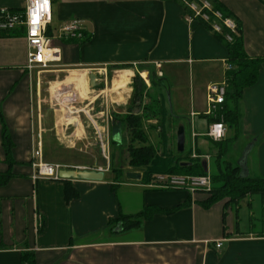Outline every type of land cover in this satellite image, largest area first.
<instances>
[{"label": "crops", "instance_id": "crops-1", "mask_svg": "<svg viewBox=\"0 0 264 264\" xmlns=\"http://www.w3.org/2000/svg\"><path fill=\"white\" fill-rule=\"evenodd\" d=\"M220 1L238 18L249 57L264 58V0ZM26 3L0 0V11L21 12ZM53 9L58 27L51 24L48 35L61 51L59 72L71 71L63 81L55 82V94L67 97L68 87L75 99L86 95L88 80L83 82L85 89H80L77 76L71 81L73 73L92 74L126 65L131 69L116 70L113 76L112 89L117 90L129 80L131 83L135 72L148 78V69L157 70V79L168 91V104L173 106L174 96L181 104L176 112L171 108L180 119L176 133L181 125L185 132L188 124L189 146L209 151L212 139L204 134L212 123L207 87L211 83L226 87V72L233 66L226 59V44L212 30L197 20L187 22L184 3L53 0ZM69 21L80 25L81 38L58 37ZM0 31H13L0 36V174L12 173L0 178V264H23V259L27 264L31 256L33 264H264V194H248L230 203L223 199L205 207L201 203L207 198L204 193L151 188L142 179L126 178L128 172H124L125 180L106 179L108 170L100 181L34 179V145L42 141L43 153H49L42 101L37 99L40 87L26 67L25 27ZM186 87L191 94L187 116L182 112ZM78 92L80 96L74 94ZM200 96L205 99V109ZM65 97L59 99L63 105ZM66 108L71 113L74 110L70 105ZM239 115L237 136L226 122L223 140L232 141L229 136L233 133L237 148L242 147L234 162L251 177L264 178V63L258 81L244 89ZM3 125L12 143L11 166L3 147ZM193 132L199 134L197 138L192 137ZM185 142L186 132V148ZM117 186L123 189L118 192ZM68 187L77 193L70 200L65 195ZM152 207L173 211L145 216L131 229H124L121 222L110 225L120 212L130 215Z\"/></svg>", "mask_w": 264, "mask_h": 264}, {"label": "rangeland", "instance_id": "rangeland-1", "mask_svg": "<svg viewBox=\"0 0 264 264\" xmlns=\"http://www.w3.org/2000/svg\"><path fill=\"white\" fill-rule=\"evenodd\" d=\"M52 26L56 29L58 27L54 20ZM55 35H57V31ZM56 39L57 37H55V40ZM159 66L160 65L157 67ZM61 68L62 67L59 63H56L55 65H52V68H49L48 71L33 72L34 81H36L35 85H39L40 87L39 97L37 99L40 98L42 101V118L46 124V143H48L49 153H47V155L44 153L43 157L47 162H60L61 164H68V166L85 163L90 165L101 164L106 167L109 172L105 173V178L111 179L112 176L115 180L120 178L125 180L124 172H128V170L137 171L141 174L146 170L145 166L136 167L129 163L131 155L130 146H150L154 148L156 154L154 155L155 158L153 159V162H156L157 164H167L165 162H171L177 159L184 160L185 158H188V156L192 158V153L195 152L198 156V158L195 159H201L207 163V173L209 174L210 172L213 173L214 169L216 170L219 167H223L228 160L233 165L236 164L234 161H236L242 147L239 146V148H237V145L234 142L236 137L233 136V133H230L229 136L232 138V141L227 144V154L222 157L219 155V145L214 142H209V151L204 153L198 151V147L194 144L190 145V147L189 126L186 124V148L183 153L178 151L176 128L180 119L172 112V110L176 112L178 106L181 104L179 103V100L175 99L174 95H172L174 96V107L172 106V103L168 104V91L162 88L163 85L159 82V79H157L160 78V72H157V70L146 69L148 78H143L140 76L139 72H135L132 82L130 83L129 80V84L126 87L117 90L112 89L113 76L116 70L129 68L126 65L112 67L105 71H93L92 74L95 75L96 86L91 85V74L79 72V76L82 75V79L88 80L87 90L85 91L86 95L84 96L82 94L80 100L75 99L69 95V88L67 87V89H65L66 91H64L68 96H60L61 98H66L64 100L66 106L70 105L74 109L71 113L69 112L70 108L67 109L65 105L61 104V100L57 98V95L54 92L55 82L63 81L67 75H71V71L59 72ZM139 70L144 69L139 68ZM82 79L79 80V86L80 89H85ZM144 84L146 85V91L140 93L139 89H141ZM59 88L61 90L62 87L59 86ZM119 88L121 87L119 86ZM184 94L185 97L182 98V100H184L182 104L185 105V109H183L182 112L187 116L189 115L191 105V94L187 87L185 88ZM199 100L205 109V99L200 96ZM147 105L150 107L149 109L147 108ZM221 108L222 107L219 106L216 110L214 109L212 115L216 116ZM68 114L76 117L77 121L66 120ZM130 115H138L141 117L142 131L146 135V140L138 141L132 139L133 134L128 127L129 121L127 120ZM215 121L216 120L212 122ZM217 121L224 122L223 116H221V120ZM119 126H122V128L119 129ZM229 128L235 133L234 128ZM80 132H83L82 135H80ZM118 132L121 135L120 139L115 137V134ZM70 133L76 134L73 136L69 135ZM197 134L198 133L193 132L192 137L197 138ZM53 144L56 146L55 148H53ZM119 171L123 173L120 178L118 177ZM163 175L186 176L175 173L168 174L157 172L151 176L150 180H143L142 183H145L151 188H158V185L163 183L160 181L159 177ZM117 189L118 192H120L123 188L117 186ZM170 189L177 188L172 187ZM180 190L186 189L180 188ZM211 191L207 192L201 190L195 194L204 193L208 198ZM225 199L228 201L227 198Z\"/></svg>", "mask_w": 264, "mask_h": 264}, {"label": "trees", "instance_id": "trees-1", "mask_svg": "<svg viewBox=\"0 0 264 264\" xmlns=\"http://www.w3.org/2000/svg\"><path fill=\"white\" fill-rule=\"evenodd\" d=\"M212 2L213 8L222 13L225 17H231L238 23V33L235 34L231 32L227 27L223 26L222 32H216L212 30V20L205 22L202 19H198L197 21L207 30H212L216 37L226 44L227 48V58L229 64L233 66V68L229 69L227 73V82H226V93L224 103L221 105V109L216 116L208 115L209 121L212 122L214 120H221V116H223L224 122H228L229 126L235 129V132H239L238 130V121H239V105L240 99L244 92V89L247 87L253 86L258 79L259 75L264 63V58L262 57H249L245 49V43L243 41L242 29L240 28V23L238 18L233 15L232 11H230L225 4L220 0H209ZM13 31L3 32L0 31V36H7L12 34ZM50 33V27L47 31ZM230 34L232 36L231 40L226 38V35ZM146 91V85L144 84L139 92L142 93ZM138 92V93H139ZM147 108L150 107L147 105ZM207 116V115H204ZM207 116V117H208ZM138 115L129 116L127 119L129 121L128 127L133 134L134 140L144 141L146 140V135L142 131V120ZM2 132V140L3 147L6 154V160L9 162L11 166L14 162L12 155L10 154V148L12 146L10 136L8 133L7 126L3 125ZM122 126H119L121 129ZM117 139H120V133L115 134ZM132 140V141H134ZM211 143H215L220 147V156H224L227 154L228 145L231 140H220V141H212ZM131 155L129 163L136 167L145 166L146 170L142 174V181L150 180L151 176L156 174L157 172L163 173H175L180 175H200L207 173V165L204 164V161L201 159L195 158H185L184 160L177 159L171 162H165L167 164H157L153 162L155 158V150L150 146H141V147H132ZM122 172H118V177L122 176ZM212 177V191L208 198L202 200L201 203L205 207H210L215 204L217 201L223 200L225 198L228 199L227 203L230 202H238L244 196L248 194H264V178L258 176L257 178L251 177L250 175H244L241 171L240 166L236 164H232L229 160L225 162L223 167H219L216 170L214 169L213 173H211ZM12 176V173L9 171L7 173L0 174L1 179H6ZM64 180V179H63ZM65 195L67 199H72L73 196L77 195V193L70 187L66 188ZM226 203V204H227ZM173 210H163L160 207H152L144 210L142 212L136 214L126 215L120 212L115 219L110 220V225H114L116 223L122 224L124 229H131L132 227H138L142 219L145 216H149L151 214H156L159 212L170 213ZM24 256V255H23ZM27 260V259H25ZM26 263V262H25ZM34 257L31 256V261L27 264H33ZM24 264V259H23Z\"/></svg>", "mask_w": 264, "mask_h": 264}, {"label": "built area", "instance_id": "built-area-1", "mask_svg": "<svg viewBox=\"0 0 264 264\" xmlns=\"http://www.w3.org/2000/svg\"><path fill=\"white\" fill-rule=\"evenodd\" d=\"M185 4L188 13L185 15L189 24H192L198 19L205 22L211 21L212 30L221 33L223 26L227 27L231 32L238 33V24L231 17H225L218 10L213 8L212 2L209 0H179ZM53 0H27L24 11L13 12L8 9L0 11V29L1 30H15L24 26L26 29L25 39H27V64L26 67L30 72L48 71L52 65L61 61V51L59 48L53 46V37L48 35L47 31L53 20ZM60 38H76L82 37V30L80 25L75 21H69L62 26L58 32ZM228 40L232 39L230 34L226 35ZM207 102L208 115H212L213 110L224 103L226 87L225 84L211 83L207 87ZM195 113H192L194 115ZM226 125L222 121L212 122L208 126L205 133L210 139L215 141L223 140L226 137ZM194 146V145H193ZM195 147V146H194ZM32 167H34V179L48 178L51 180H60L59 171L61 169L75 168L82 170L85 168H92L96 170L106 171L105 167L98 168L88 166H68L60 162L49 163L44 160L43 143L39 146L34 145L32 151ZM108 158V157H107ZM192 158H198L195 152L192 153ZM167 177V178H166ZM160 181L163 183L158 185L160 188H185L191 194L198 191L205 190L210 192L212 190L211 174L206 173L200 176H160ZM152 186V185H150ZM217 247L221 246V242L217 241Z\"/></svg>", "mask_w": 264, "mask_h": 264}, {"label": "water", "instance_id": "water-1", "mask_svg": "<svg viewBox=\"0 0 264 264\" xmlns=\"http://www.w3.org/2000/svg\"><path fill=\"white\" fill-rule=\"evenodd\" d=\"M90 79H91V85L92 86H96V79H95V75L91 74L90 75ZM177 147H178V151L179 152H183L185 147H184V141H185V132H184V128L181 125L177 131ZM204 164L206 165V163L204 162ZM242 173L244 175H248V173H246V171L243 168ZM59 175L61 179H68L71 180L73 179H79V180H93V181H100L103 180L104 178V171L102 170H96V169H92V168H85L82 170H77L75 168H71V169H61L59 171ZM142 174L140 172L137 171H128V173L126 174V178L129 179H133V180H141L142 179Z\"/></svg>", "mask_w": 264, "mask_h": 264}, {"label": "bare ground", "instance_id": "bare-ground-1", "mask_svg": "<svg viewBox=\"0 0 264 264\" xmlns=\"http://www.w3.org/2000/svg\"><path fill=\"white\" fill-rule=\"evenodd\" d=\"M74 75H72L73 76V78L71 79V81L72 80H74V82H75V78H76V76L78 77V80H76L77 82H78V85H79V80H81L82 79V75H80L79 76V74H75V73H73ZM142 76L143 77H146V76H144V73H142ZM81 77V78H80ZM83 80V82L85 81V79H82ZM66 81V80H65ZM87 82V81H86ZM68 86V85H67ZM74 94H77V96H80L81 94L78 92V93H74ZM57 95V94H56ZM57 98L58 99H60V95H57ZM65 105V104H64ZM66 120H69V121H72V120H75V121H77V119H76V117H73V116H71L70 114H68V116H66ZM39 146V145H38Z\"/></svg>", "mask_w": 264, "mask_h": 264}]
</instances>
